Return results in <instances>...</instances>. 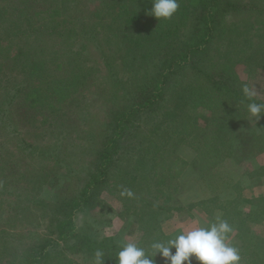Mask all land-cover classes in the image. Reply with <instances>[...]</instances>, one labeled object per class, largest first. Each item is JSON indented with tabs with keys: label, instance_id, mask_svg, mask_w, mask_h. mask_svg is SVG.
<instances>
[{
	"label": "trees",
	"instance_id": "obj_1",
	"mask_svg": "<svg viewBox=\"0 0 264 264\" xmlns=\"http://www.w3.org/2000/svg\"><path fill=\"white\" fill-rule=\"evenodd\" d=\"M49 1L53 4L40 3L29 16L27 12L17 15L12 11L15 8L9 10L0 2V33L2 28L12 24L15 36L27 37L32 17L40 21L54 20L62 17L63 10L66 13L71 9L67 3H77L76 0ZM178 2L176 13L170 19L159 21L149 14L152 0H102L98 14L101 22L90 24L81 42L84 46L90 41L98 49L94 61L100 68L95 67L97 64L88 65L87 57L73 53L72 46H68L67 52L75 56L64 60L56 58L57 50L56 53H44L41 49L22 51L15 43L6 45L0 38V65L8 60L9 50L15 64L9 72H14L13 75H0L8 77L4 82L7 85H2L0 91V124L11 126V130L6 131L12 136L21 134L20 127L4 112L19 104L22 97L24 102L29 98L37 101L39 113L50 110L55 115L52 116L55 122L48 123L51 145L37 146L21 135L17 144L28 155L35 153L51 163L53 177H62L57 198L44 201L30 196V190L34 194L35 187L41 184L40 175L46 172L42 165L37 173L31 168L28 170L33 174L30 178L24 174V191L7 181L0 185V200L10 198L6 204L16 209L19 203L15 206L11 200L18 196L19 200L24 199L23 192H29L28 200L36 206L62 212L63 217L52 219L56 239L72 241L54 254L49 253L45 245L25 250L17 256L16 264H54L56 261L76 264L67 256V250L83 251L94 257L97 249L103 250L105 264H118L117 253L123 243L116 242L113 236L93 238L76 231L74 224L75 211L82 207L94 208L96 197L103 190L115 196L124 209L138 207L133 213L137 216L139 236L131 242L138 243L150 254L153 241L170 238L160 229L162 212L185 209L189 212L199 206L211 216V223L216 221L214 211L222 212L221 219L232 227L228 238L233 236L241 242L237 245L240 264H264V240L251 227V224L264 222V198L255 210L247 212L239 209V199L213 197L187 205L166 204L171 199L169 193L177 189V179L188 165L204 178L218 161L238 158L234 153L238 141L251 139L250 147L255 146V140H264V113L256 123L259 134L254 138L253 133L248 134L246 116L250 101L242 91L244 84L239 81L236 70L239 63L264 70V0ZM72 15L71 20L76 13ZM20 22L26 23V29L22 30ZM54 31L57 27L53 28L51 40L59 36L65 41L66 34L72 37L68 40L77 39L71 35L72 26H66L64 33ZM14 79L19 81L15 83ZM94 80L103 99L97 113L90 114V124L82 131L84 142L76 148L87 168L84 184L78 186L75 179L82 178L81 172H75V166L64 159L61 150L69 143L64 120L69 123L78 120L70 113L63 117L61 112L63 106L74 96L81 95L86 84ZM253 101L264 104L255 97ZM199 108L209 113L208 124L203 129L194 121ZM146 128L153 138L148 143L147 133L143 134V140L135 146L137 156L120 165L121 143L127 130L136 136L137 130L145 132ZM180 144L196 151L191 161L175 153L174 147ZM251 174L264 176V165ZM159 197H165L163 203L158 202ZM1 233L3 230H0V239ZM155 260L156 264H164L159 254ZM193 264L197 262L194 260Z\"/></svg>",
	"mask_w": 264,
	"mask_h": 264
},
{
	"label": "rangeland",
	"instance_id": "obj_2",
	"mask_svg": "<svg viewBox=\"0 0 264 264\" xmlns=\"http://www.w3.org/2000/svg\"><path fill=\"white\" fill-rule=\"evenodd\" d=\"M0 2L9 10L15 8V10L12 11L17 13V15L27 12L28 16L32 11L36 10L40 3L46 5L53 4V2L49 0H0ZM76 2L77 3H67L71 5V9L66 11V13L65 10H63V15L60 18L48 21L42 19L40 21L32 17L34 21L32 20L30 24L27 23L28 26L30 25L29 31L32 32L30 33L27 31L29 33L27 37H24V35L15 36L13 25L11 24L1 29L0 38L4 39L6 45L15 43L17 49H21L22 51L41 49L42 52L46 53L55 52V50H57V53L55 52L56 58H64V60L68 56H75V54H69L67 52L68 46H72L73 49H71L73 53H79L81 58L87 57L85 61L88 65L95 66V64H97L95 67H99L98 62L94 61L96 56H98V49L90 41L84 46L81 42L84 39L83 33L87 34V31L90 30V24L101 22V17L98 14L102 0H76ZM22 4L23 6H21ZM75 13L77 18L74 16L71 20L72 14ZM17 15L14 16L16 17ZM66 26L74 27V31L71 35H75L77 39L68 40V38L72 37H67L66 34L65 41L62 40L63 37L59 36L56 40H51V37H54V35H52L53 28L57 27V31L54 32L60 34L61 32L64 33V28ZM22 27V30L26 29V23H22ZM7 54H9L7 58L9 61H3V64L0 65L1 76H3L4 73H8L10 76L14 74V72L9 73L13 70L12 65H15L14 55H10V50ZM2 59L4 60L3 56H1V61ZM236 70L239 81L244 85L247 84L250 87H255L257 91L255 98L261 99L264 102V70L257 67H249L243 63H239ZM52 75L51 73V77ZM1 76L0 81L2 82H0V91H2V85H7V83L4 82H6L8 78H3ZM18 79H20V77ZM18 79H14L15 83L19 81ZM96 84L97 80L92 81V84L90 82L86 84L81 95L74 96V98L68 102L69 104L67 106H63L61 112L63 117L70 113L72 118L78 120V122L73 121L70 123L64 120L67 127L66 132H68L69 143L64 149H61L63 150L62 155L64 159L70 161L73 166H75V172H77V174L81 172L80 176H82V178L78 177L75 179L78 186L84 184L87 168L82 164L83 159L81 160L78 156L80 154H77L78 150L76 148L84 142L85 135L83 132L88 124H90V114L97 113V108L103 99L99 97L100 93H98ZM23 100V97L20 98L19 104L11 106V109L4 112L7 117H10L8 118L9 120H14L16 125L20 127L21 134L18 133L12 136L6 131L11 130V126L7 125L6 127L0 124V185H3V183L6 184L7 181H11L17 186H20L24 191V185L26 183L24 182L26 181L24 174L30 178L33 174H29L28 170L35 168V172L37 173L39 172L37 169L42 165L46 173L40 175V177H42L41 184L35 187L34 194L30 190V196L41 198L44 201L49 199L54 200L57 198L59 184L62 183V177H53V173L50 169L51 163L42 160L41 157L36 156L35 153L28 155L24 150H21L18 147L17 138H19L20 135L24 136L37 146L51 145V126L48 127V123L51 122L52 124L55 122L52 118V116L55 115L51 113L50 110V112L39 113L36 110L37 101L35 103L34 100L30 98L27 99L26 102ZM95 100L97 102H95ZM258 120L251 116L250 113L246 116L247 130L249 129L248 134L253 133V138L259 134V130L256 128ZM194 121L199 125V128H205L209 121V113L205 109H197ZM67 124H70V127H68ZM75 125L76 127H73ZM246 125L244 128L245 130ZM59 128L56 133L59 132ZM143 128H145V126ZM139 132L141 131L137 130L135 132L136 136H133V133H131L129 129L127 130L124 136L125 138L121 143L120 152L123 158L120 165L130 162L133 156H137V153H134L136 149L135 146L141 143V140H143L141 136H143V134L147 133L148 136H146V139L148 143L150 138H153V135L147 131V128L145 132ZM77 137L79 138L76 143H74L73 140ZM250 140L238 141L239 144L235 147L237 152H234L235 154L237 153L238 158L228 157L225 160L218 161L217 164L211 166V170L206 172L204 178L188 165L185 173L177 179V189L169 193L171 199L167 201L168 203L166 204H169L168 206L171 204L173 206L180 204L187 205L191 203V200L195 196L200 195L202 191H209V193H211V198L218 197V195H223L227 192V187L232 186L235 197L229 200L239 199V207L244 186H249V183L259 182L264 179L262 175L255 178L251 174L256 170L257 163L259 162L257 158L261 156L259 159L261 161L262 157H264V140L258 142L255 140V146L249 147L248 144L251 143ZM174 151L182 159L187 160V162L191 161L194 155L196 156V151L194 149L181 144L175 146ZM252 177L255 179H252ZM28 195L29 192H23L22 197L24 199L19 200L20 196H18L11 200L13 202L12 204L15 206L19 203L16 209L6 204V201L10 198L0 200L2 203L0 207V230H3L0 239V264H16V258L21 252L34 249L38 245H45L48 252L54 254L55 251L62 249L63 246L72 242L71 240L63 242L56 239L57 235L54 232V222L52 219L63 217L61 215L62 212L56 213L53 210L54 208H51L50 211L38 207L35 203H32L31 200H28L30 199ZM164 198L159 197L158 202L163 203ZM93 207L92 209L82 207L75 211L74 224L76 231L88 234L96 239L105 236H113L118 243L131 242L138 238V221L137 216L133 213L138 207L134 208L129 206L128 209H124L121 202L105 190L101 191L99 196L96 197V202ZM161 218L160 229L169 237H174L179 234L180 231H187L195 228V223L191 219L190 211L188 212L186 209L182 211H164L161 213ZM261 230L262 229L259 227L256 228L258 236L264 240ZM228 242L235 247H237L239 243L241 244V242H237L233 236L228 238ZM66 253L76 264H94V257L88 255L86 252L67 250ZM56 260L57 259H54V261ZM54 264L59 263L56 261Z\"/></svg>",
	"mask_w": 264,
	"mask_h": 264
},
{
	"label": "clouds",
	"instance_id": "obj_3",
	"mask_svg": "<svg viewBox=\"0 0 264 264\" xmlns=\"http://www.w3.org/2000/svg\"><path fill=\"white\" fill-rule=\"evenodd\" d=\"M178 8V0H152L149 14L159 21L167 20ZM242 91L250 101L248 104L250 115L258 120L264 113V104L253 101L257 95L255 87L245 84ZM127 194L130 196L131 192ZM231 232L232 227L228 221L217 217L215 222L207 226L180 231L167 241H153L150 245L151 254L136 242H126L117 253L118 264H156L155 257L158 254L164 260V264H193L194 260L197 264H240L239 249L228 242V235ZM94 264H105L103 250L95 251Z\"/></svg>",
	"mask_w": 264,
	"mask_h": 264
},
{
	"label": "crops",
	"instance_id": "obj_4",
	"mask_svg": "<svg viewBox=\"0 0 264 264\" xmlns=\"http://www.w3.org/2000/svg\"><path fill=\"white\" fill-rule=\"evenodd\" d=\"M260 158L261 156L257 158L259 162L257 163L256 169L259 168L261 165H264V157H262L261 161L259 160ZM254 177L256 178L259 176H254ZM254 177H252V179H255ZM226 190L227 192H225L223 195H218V198L220 200H229L235 197L234 191L232 190V186L227 187ZM210 194L211 193H209V191H202L201 194L195 196L191 200V202H198L201 200L209 199L211 198ZM263 198H264V179L260 180L259 182L257 181L255 183H249V186L246 185L243 188V192L240 198L239 209L243 212L255 210L259 206L260 200ZM190 215H191V219L195 223L194 224L195 227L207 226L211 224V216L205 213V211L199 206L191 209ZM221 216H222V212L220 210L214 211L213 213L214 219H216L217 217L221 218ZM251 227L255 229L259 227L260 229H262L261 231L263 232V236H264V222L260 224H251Z\"/></svg>",
	"mask_w": 264,
	"mask_h": 264
}]
</instances>
